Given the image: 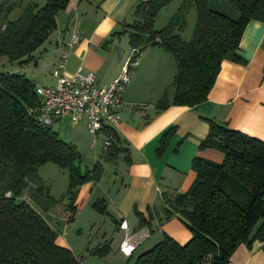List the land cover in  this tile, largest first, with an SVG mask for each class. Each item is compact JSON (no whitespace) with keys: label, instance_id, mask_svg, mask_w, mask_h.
Returning <instances> with one entry per match:
<instances>
[{"label":"trees","instance_id":"1","mask_svg":"<svg viewBox=\"0 0 264 264\" xmlns=\"http://www.w3.org/2000/svg\"><path fill=\"white\" fill-rule=\"evenodd\" d=\"M173 0L139 2L134 21L128 25L132 58L147 47H159L175 62L172 80L173 100L166 94L156 103L162 111L169 106L193 107L207 100L221 64L227 60L244 65L239 43L246 25L264 22V0H223L239 14L237 19L213 10L209 0H182L162 29L155 30L158 13ZM69 0H46L38 6L31 2L15 20H9L16 7L9 0L0 3V57L29 62L57 28V16ZM196 10V24L190 41L178 32L185 25L190 8ZM35 84L21 73L0 72V264H79L72 252L56 243L57 233L43 218L55 201L37 174V168L51 163L69 171L64 198L68 222L75 219L74 205L79 188L101 176V166L81 172L76 147L63 141L51 127L38 123L40 99ZM208 132L199 150L214 149L224 156L221 163L194 157L191 169L194 181L185 193L163 196L159 222L177 217L190 232L183 245L164 234L153 248L139 255L133 264H229L240 245L251 249L257 242L264 252V141L231 129L226 123L204 119ZM176 132L165 130L158 141L157 156L163 155ZM112 145L103 149L116 158L122 149L114 130L106 132ZM179 145V144H178ZM26 199H20L23 194ZM93 208L106 213L104 200ZM139 227H148L153 219L136 212ZM107 245L92 253L100 257Z\"/></svg>","mask_w":264,"mask_h":264},{"label":"crops","instance_id":"2","mask_svg":"<svg viewBox=\"0 0 264 264\" xmlns=\"http://www.w3.org/2000/svg\"><path fill=\"white\" fill-rule=\"evenodd\" d=\"M141 1L147 0H69L60 16L61 21H57V26L59 22L61 24V33L57 32L54 46L50 47L52 57L48 63L49 72L52 74L62 53L67 50L64 69L67 74L82 68L96 75L99 86L108 85L133 55L132 49L128 53L119 49V46L115 49L114 44L126 26L134 21L135 7ZM74 33L78 34L79 41L67 49L65 45ZM239 54L246 60V64L223 61L205 102L193 107L169 106L162 111H158L155 105L163 94H166L169 103L173 100L174 90L163 93V88L173 80L175 62L159 47H147L139 54L135 69L130 72V82L123 93L121 120L114 129L121 142L118 147L122 152L113 159L101 146L99 155L101 162L110 165H114L117 159L129 163L126 179L122 178L118 192L132 191L134 197L125 202L118 200L112 211H108L117 231L112 234L111 240L106 239L108 236L105 232L98 246L88 249L92 253L107 245L108 253L103 257L92 253V258L82 264H133L139 255L160 242L164 234L180 245L189 241L190 232L177 217L163 222H159V219L162 216V197L166 195L172 198L178 193H185L194 181L195 173L191 169L194 157L215 163L223 161V154L217 150L198 149L200 141L208 132L205 118L226 123L231 129L264 141V22H248L239 43ZM172 126L177 127L176 133L163 155L157 156L159 138ZM71 138V144L75 146L77 140ZM102 139V136L98 137V140ZM100 161L95 163L101 165ZM91 185L88 183L79 188L74 205L76 214L80 211L81 215L86 209L92 211L89 215L96 224L100 216L88 205L94 200H105L106 193L100 185V192L92 193ZM63 199L66 200L63 197L61 201ZM57 205L55 202L43 214L46 223L56 233L55 221L69 224L66 205L63 204V209L60 206V212L55 209ZM148 207L153 219L148 227H139L136 212L146 215ZM122 224L124 226L121 227ZM140 230H147L148 237L131 255H125L120 250L122 241ZM56 243L70 250L73 255L79 252L73 244L59 236ZM229 264H264L261 244L255 242L251 249L240 245L231 256Z\"/></svg>","mask_w":264,"mask_h":264},{"label":"rangeland","instance_id":"3","mask_svg":"<svg viewBox=\"0 0 264 264\" xmlns=\"http://www.w3.org/2000/svg\"><path fill=\"white\" fill-rule=\"evenodd\" d=\"M3 1L4 0H0V3ZM45 1L46 0H9V2L14 3L16 7L11 11L8 19L15 20L21 14L22 10L27 7V5H29L31 2H34L40 7L44 5ZM181 2L182 0H173L169 5H167L158 13L154 22L155 30L162 29L164 26L167 25L170 18L176 12ZM209 5L213 10L220 11L234 19H237L239 17L238 12L231 8L223 0H209ZM62 15L63 10L58 13L59 17L57 16V21H61L60 16ZM196 15V10L193 7L190 8L188 14L185 17L184 27L181 31L178 32L179 36L183 41L188 42L191 40L196 24ZM60 27L61 24L59 22V26H57V28L50 34L47 41L33 53V59L31 61L11 62L6 57H0V72L21 73L26 77L30 78L36 86L39 85L42 87H54L56 85V79L49 72L48 63L50 62V59L52 57V50H50V47L54 46L55 36H57V32L61 33ZM64 32L66 33L67 31L64 29ZM118 38V41L116 40V43L114 44V48L116 46H119V49L126 50L129 53L131 47L129 45L128 26H126L124 31L120 33V36ZM136 60H138V58L134 59V61ZM130 69H135V65L132 64ZM171 83L164 85L163 93H166L167 90H173ZM51 128L54 132L58 134L59 138H61L67 143H72L71 137H75L77 142H80L79 145L77 142L73 143L75 144L76 149L80 154V162L78 167L81 172H85L86 170H92L94 165L96 164L95 162L97 160L100 161L99 155L101 146L103 148L102 140H98L97 143L92 147L95 137L88 133L84 122H78L76 126H73L68 119H59L54 122ZM164 160H166V158ZM100 166L102 172L98 180H92L85 184H92V193L100 192V190L98 189L99 185L104 189L106 193V195L104 196L106 213L101 214L93 208L92 204L95 201L94 200L91 204L88 205V208L93 210V212H95L97 216H100L98 217L99 221H96V224H94L95 222L91 220V215H89L91 213L89 212L92 211H88L89 209H86L81 215L79 211V213L75 216V220L69 224L56 221L54 222V227L57 231V235L61 239L68 241V243L73 244L75 248L79 250L78 253H74V256L81 264L83 261L87 262L90 258H92V253L88 251V249L95 248L98 246V243L101 240V236L103 235V233H107L108 237H106V239L110 241L112 234H115L117 232L115 223L108 214V211H112L114 203H117L118 200L119 202H125V200L134 197L132 191L124 192L121 190L122 192H118V190L121 188L122 178L126 179L125 174L129 169L128 162L122 159H117L114 165H110L103 161L101 162ZM37 174L43 181L45 186L48 188L49 195L58 204L55 209L60 212V206L62 208L63 204H65L66 206L68 204L66 200H61L65 196L68 189L69 171L67 169H61L54 164L47 163L37 168ZM131 189H134V187H132ZM20 199L27 200V194L24 193ZM51 219L52 221H54L53 218Z\"/></svg>","mask_w":264,"mask_h":264},{"label":"built area","instance_id":"4","mask_svg":"<svg viewBox=\"0 0 264 264\" xmlns=\"http://www.w3.org/2000/svg\"><path fill=\"white\" fill-rule=\"evenodd\" d=\"M78 41L79 36L74 33L65 47L70 49ZM67 57L68 51L65 50L52 71L56 78L54 87L35 86V93L40 99L36 119L45 127H52L59 119H68L72 124L84 122L88 133L95 137L93 144L102 136L103 149H108L112 141L106 132L114 130L121 120L123 93L130 82V68L132 64H137V60L129 57L116 78L106 86H99L92 71L78 68L74 73L67 74L64 71ZM147 237V230L126 236L120 245L121 252L131 255Z\"/></svg>","mask_w":264,"mask_h":264}]
</instances>
